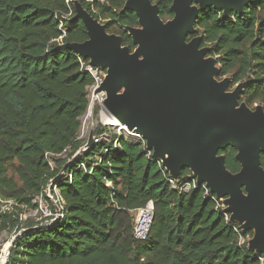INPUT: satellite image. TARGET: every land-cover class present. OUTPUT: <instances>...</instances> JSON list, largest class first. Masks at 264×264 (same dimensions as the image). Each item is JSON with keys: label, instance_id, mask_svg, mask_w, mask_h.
<instances>
[{"label": "trees", "instance_id": "trees-1", "mask_svg": "<svg viewBox=\"0 0 264 264\" xmlns=\"http://www.w3.org/2000/svg\"><path fill=\"white\" fill-rule=\"evenodd\" d=\"M151 1L163 22L173 18V0ZM74 2L120 37L123 47L135 49L126 28L138 22L124 9L126 0H0V189L8 194L18 189L10 171L28 205L57 177L50 157L68 150L73 157L82 146L80 117L95 80L85 70L89 60L67 47L88 40L82 22L74 19ZM195 37L215 59L219 78L244 83L239 103L264 108V3H248L242 13L228 15L206 8L186 41ZM113 139L118 148L97 140L67 166L71 180L66 174L55 180L63 218L26 227L7 264H262L264 256L240 241L253 233L227 220L213 194L204 196L202 189L179 194L160 161L147 157L142 139ZM236 154L231 147L218 152L232 174L240 171ZM80 163L86 171L78 169ZM260 163L264 168V153ZM188 175L182 170L179 181ZM148 201L151 228L145 240H137L133 212ZM6 223L0 207V231Z\"/></svg>", "mask_w": 264, "mask_h": 264}, {"label": "water", "instance_id": "water-1", "mask_svg": "<svg viewBox=\"0 0 264 264\" xmlns=\"http://www.w3.org/2000/svg\"><path fill=\"white\" fill-rule=\"evenodd\" d=\"M264 0H173V18L163 22L151 0H126L124 9L135 13L138 27H127L135 49L121 45L74 2L75 20L85 27L88 40L68 49L87 58L89 65L106 70L95 92L105 94L106 112L141 137L152 157L161 161L172 178L188 169L198 184L227 205L225 213L243 233L252 231L249 250L264 256V110H250L239 100L244 83L227 92L230 81L218 82L215 59L206 56L194 33L200 11L213 7L225 15L242 13L248 3ZM122 130V129H121ZM97 140L88 142L73 157L85 154ZM236 150L240 171L230 173L218 152ZM16 238V237H15ZM10 243V248L15 240ZM6 259L4 264H7Z\"/></svg>", "mask_w": 264, "mask_h": 264}, {"label": "rangeland", "instance_id": "rangeland-1", "mask_svg": "<svg viewBox=\"0 0 264 264\" xmlns=\"http://www.w3.org/2000/svg\"><path fill=\"white\" fill-rule=\"evenodd\" d=\"M90 1V0H86ZM102 24L101 21H99ZM212 58V57H209ZM214 59V58H213ZM217 68L218 65L216 66ZM94 76L98 78L99 81H103L106 76V70H96L94 71ZM218 77V76H217ZM218 82L228 79L230 84L228 86L227 92H232L239 84L232 85L231 78L229 76L217 78ZM97 84L100 85V82ZM98 85V86H99ZM97 85L90 87L88 89V108L83 116L80 117V128L78 131V140L81 142V150L85 144L88 142L89 136L92 135L93 138L99 140L102 144H109L116 140L113 139V136H122L126 141H133L135 139H141V137H136L127 131H122L117 128L116 125L111 124L110 122L114 120L107 112H104V108L102 103L105 99V95L103 92L96 93L95 90ZM104 95V96H103ZM240 104V103H239ZM261 106L254 105L250 110H255ZM264 110V108H263ZM110 120V121H109ZM110 123V124H109ZM113 125V126H112ZM72 153L70 150L61 154L60 156L50 157V165L53 169H58L57 171V179L54 178L47 182L42 190V193L39 196H35L30 205L26 203V200L29 199L26 194H23L20 189V183L16 179L14 175L9 171L8 176H12L14 181L17 184L18 189L13 194H8L5 191L0 189V207L3 214L7 216L6 228L0 231V264H4L7 258V250L10 243L16 236L22 233V231L29 226L39 227L42 226L46 220L51 217L45 216L44 211L47 208L48 212L52 213L50 210L49 201L53 204V200H56L55 197V180H58L61 176H64L67 170V166L73 162V157H71ZM65 164V165H64ZM63 178V177H62ZM52 192V193H51ZM5 196H11V198H2ZM47 199V200H45ZM48 207H47V206ZM221 208H227V205L222 202ZM225 212V211H224ZM228 214V213H227ZM230 220V214H228ZM238 224V223H237ZM239 225V224H238ZM240 227V225H239ZM242 232V229H240ZM248 232V231H247ZM252 232V231H251ZM243 233V232H242ZM253 239V236H246L245 238H241V243H246L247 248H249L250 243ZM261 263L264 264V259H260Z\"/></svg>", "mask_w": 264, "mask_h": 264}, {"label": "built area", "instance_id": "built-area-1", "mask_svg": "<svg viewBox=\"0 0 264 264\" xmlns=\"http://www.w3.org/2000/svg\"><path fill=\"white\" fill-rule=\"evenodd\" d=\"M85 70L94 77V80H95L94 86L95 85L98 86L99 84H97V82L99 80H98L97 77L94 76V71L99 70V69L88 65L85 68ZM99 82L101 83V81H99ZM144 145H145V142H144ZM113 147L114 148H118L119 147V143L117 142V140L113 142ZM145 148H146V146H145ZM147 157L148 158H153L151 151L147 150ZM153 159H155V158H153ZM160 165H161V161H160ZM79 168H81L82 170L86 171L85 165L83 163L79 164L78 169ZM90 173H91V171H90ZM67 177L69 178V180H71L72 173L70 172L69 174H67ZM179 177L178 178H172L169 175L166 177V180L169 183L171 189L175 190L179 194H181V193L182 194H186V193H189L191 190H195V189H202L203 192H204V196H209L211 194L209 189L206 187V185L205 184H198L196 178L191 173H190V175H188L189 180H186L184 182H180L179 181ZM54 189H55L56 200H53V204L50 201L48 203L50 205V210L52 211V213L48 212L49 209L47 211V208H45L44 211H41V213L45 212V216L51 217L50 219L46 220L43 225L53 224V223H55V222H57V221H59L60 219L63 218V213H62L63 202H62V199L60 198V195H59V192L57 190L56 185L54 186ZM211 198L213 200H215V201L217 200V201L222 203V201L217 199L215 195L211 196ZM45 200H47V199H45ZM223 214H224L225 218L228 220L229 217H228L227 213H225L223 211ZM133 216H134V225H133L134 238L137 239V240H145L147 238V236H148V233L150 231L151 224H152L153 202L152 201H148L144 205V207L135 210L133 212Z\"/></svg>", "mask_w": 264, "mask_h": 264}, {"label": "bare ground", "instance_id": "bare-ground-1", "mask_svg": "<svg viewBox=\"0 0 264 264\" xmlns=\"http://www.w3.org/2000/svg\"><path fill=\"white\" fill-rule=\"evenodd\" d=\"M104 94V93H103ZM105 95V94H104ZM103 95V96H104ZM102 106H103V104H102ZM104 108V110H105V107H103ZM104 112H106V110L104 111ZM110 121V120H109ZM111 124H114V125H116L117 126V128H119V129H122V131L124 130V131H127V128L125 127V126H123L122 124H120V122L118 121V120H112L111 122H110ZM109 123V124H110ZM113 126V125H112Z\"/></svg>", "mask_w": 264, "mask_h": 264}]
</instances>
